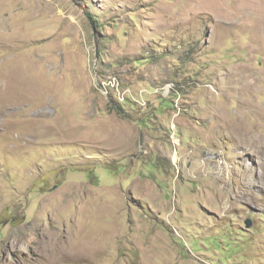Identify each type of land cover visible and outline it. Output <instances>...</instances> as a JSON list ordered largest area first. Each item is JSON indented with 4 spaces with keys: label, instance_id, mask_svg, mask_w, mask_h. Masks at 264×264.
I'll use <instances>...</instances> for the list:
<instances>
[{
    "label": "rangeland",
    "instance_id": "obj_1",
    "mask_svg": "<svg viewBox=\"0 0 264 264\" xmlns=\"http://www.w3.org/2000/svg\"><path fill=\"white\" fill-rule=\"evenodd\" d=\"M0 264H264V0H0Z\"/></svg>",
    "mask_w": 264,
    "mask_h": 264
},
{
    "label": "water",
    "instance_id": "obj_2",
    "mask_svg": "<svg viewBox=\"0 0 264 264\" xmlns=\"http://www.w3.org/2000/svg\"><path fill=\"white\" fill-rule=\"evenodd\" d=\"M248 227H249V228L252 227V223H251V222L248 223Z\"/></svg>",
    "mask_w": 264,
    "mask_h": 264
},
{
    "label": "bare ground",
    "instance_id": "obj_3",
    "mask_svg": "<svg viewBox=\"0 0 264 264\" xmlns=\"http://www.w3.org/2000/svg\"><path fill=\"white\" fill-rule=\"evenodd\" d=\"M175 160H177V157L175 158ZM247 181H249V180H247Z\"/></svg>",
    "mask_w": 264,
    "mask_h": 264
},
{
    "label": "built area",
    "instance_id": "obj_4",
    "mask_svg": "<svg viewBox=\"0 0 264 264\" xmlns=\"http://www.w3.org/2000/svg\"><path fill=\"white\" fill-rule=\"evenodd\" d=\"M129 94H127V96H128ZM126 100V99H125Z\"/></svg>",
    "mask_w": 264,
    "mask_h": 264
}]
</instances>
